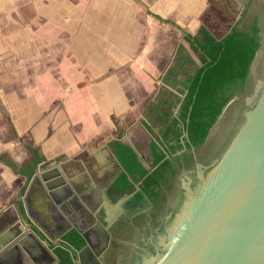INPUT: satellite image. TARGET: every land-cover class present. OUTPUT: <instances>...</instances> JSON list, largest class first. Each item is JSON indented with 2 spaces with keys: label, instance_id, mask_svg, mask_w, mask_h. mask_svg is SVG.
<instances>
[{
  "label": "crops",
  "instance_id": "1",
  "mask_svg": "<svg viewBox=\"0 0 264 264\" xmlns=\"http://www.w3.org/2000/svg\"><path fill=\"white\" fill-rule=\"evenodd\" d=\"M217 8L216 0H0L3 264L54 262L45 245L53 250L69 215H78L68 201L85 211L89 200L99 206L105 173L119 166L112 141L122 132L126 144L149 142L142 124L158 132L162 124L151 118L177 114L179 103H166L183 99L178 89L194 66L176 57L186 52L200 65L185 35L201 26L217 38L227 33L216 25L224 21ZM32 148L44 158L41 171L57 166L73 191L68 213L49 205L43 181L25 175ZM19 225L43 241L29 238L30 255L4 251Z\"/></svg>",
  "mask_w": 264,
  "mask_h": 264
},
{
  "label": "water",
  "instance_id": "2",
  "mask_svg": "<svg viewBox=\"0 0 264 264\" xmlns=\"http://www.w3.org/2000/svg\"><path fill=\"white\" fill-rule=\"evenodd\" d=\"M263 49L264 46L260 45L257 53H262ZM262 57L257 64L260 72L264 68ZM252 65L249 77L255 78ZM260 77L261 83L255 90L250 107L245 112L243 125L235 139L206 176L199 169L201 182L197 183V187L191 188L189 182H184L187 189L184 201L175 212L166 232L161 235L156 251L153 254H144L139 264H264V71ZM230 102L231 100L219 118ZM178 107L179 105L176 111ZM148 143L146 150L151 155ZM127 145L135 152L149 174L152 168L140 157L132 144ZM41 167L42 164L32 176L31 184L37 185L43 181L42 189L49 200V205L52 207L60 205L64 212L68 213L65 199H69L73 191L69 189L66 179L57 166L42 171ZM115 179L111 181V185ZM129 180L139 192V183L142 179L137 181L130 176ZM131 196L132 194H125L113 202L105 188L101 189L102 203L96 208V212L104 209L102 220L97 219L86 208L94 222L84 228L67 226L58 241H61L67 232L75 230L84 241V245L77 252V260L83 262L81 254L90 252L99 262V256L109 246L111 240L109 228L117 217L122 212L132 215L143 209V206H138L130 211L126 207V201ZM68 203L75 210H81L80 205L79 207L71 201ZM150 203L147 200L146 205ZM20 218L23 221V218ZM18 229L19 233L13 236L4 251H12L14 255L23 252L30 255L29 244L32 241L29 238L34 237L39 244L43 241L26 226L19 225ZM95 239L98 241L97 244L93 242ZM48 240L50 244L55 243L50 238ZM45 249L54 260L52 264L60 262L49 246L45 245ZM2 255L3 253H0V264H3Z\"/></svg>",
  "mask_w": 264,
  "mask_h": 264
},
{
  "label": "trees",
  "instance_id": "3",
  "mask_svg": "<svg viewBox=\"0 0 264 264\" xmlns=\"http://www.w3.org/2000/svg\"><path fill=\"white\" fill-rule=\"evenodd\" d=\"M247 5L231 29L221 38L214 36L204 26L194 36L185 35L184 39L200 65L186 52L176 57L179 63L189 62L194 66L178 89L180 95L185 94L184 98L180 100L176 96L166 103L169 107L179 103L177 114L171 116L169 112L162 113L161 117L154 118L164 122L158 132L147 124H142L151 138V156L147 157V163L152 171L147 174L135 152L124 142L125 134H120L112 141L111 146L122 171L111 185V192L116 195L131 192L133 184L129 177L133 176L134 180L142 179L139 183V197L145 196L155 203L175 173L174 165L179 157L176 152L203 144L227 103L243 91L261 45L257 15L249 23L241 24L247 13ZM172 68H169L168 76H174ZM31 151L33 155L26 164L30 168L29 173L25 174L28 180L44 160L36 149L32 148ZM187 156L190 157L191 154L188 153ZM5 162L14 172L24 174L25 170L17 169L11 161ZM82 245L84 241L75 230L67 232L57 245H52L53 252L62 260L58 264H74Z\"/></svg>",
  "mask_w": 264,
  "mask_h": 264
},
{
  "label": "flooded vegetation",
  "instance_id": "4",
  "mask_svg": "<svg viewBox=\"0 0 264 264\" xmlns=\"http://www.w3.org/2000/svg\"><path fill=\"white\" fill-rule=\"evenodd\" d=\"M255 1L256 0L251 1L249 5L250 10ZM251 11L253 14L251 18H253L254 15L258 17L262 43L264 0H259L257 8ZM262 45L263 44H261V46ZM262 56H264V49L261 53V57ZM263 58L264 57H262V60ZM263 71L264 68L261 72L258 68L255 78L248 77L243 91L231 99L229 106L223 112L221 118L215 123L208 139L205 140L203 144L198 147H192L189 150L182 149L176 152L179 157L174 165L175 173L168 184L164 186L162 195L155 203L151 202L150 205L147 206L145 204L147 198L145 196L139 197V192L136 191L134 185L133 190L129 193L116 195L114 192H111V181L122 171L120 166L116 165L112 171L108 170L105 173V186L102 189L105 188L113 202H116L125 194H132L126 201V207H128L130 211L138 206H143V209L132 215L122 212L117 217L109 228L111 240L107 249L99 256V262L94 258L92 253L86 252L81 254L83 262L76 260V264H139L144 254H153L156 251L160 243L161 235L166 232L175 212L184 201V194L187 190L184 187V182H189L191 188L197 187V183L199 181L201 182V180H199V169H201L203 175L206 176L207 173L212 170L215 163L221 160L222 155L235 139L239 129L243 125L245 112L249 109L255 90L261 83L260 76ZM144 152L146 151L144 150ZM188 153L191 154L190 157L187 156ZM144 155L146 158L144 160L147 162L148 156L146 154ZM149 156L151 155L149 154ZM99 201V205H101V190ZM97 207L99 206H94L92 200L87 202V209H89L97 219L102 220V212L104 209L101 208L100 212H96ZM87 209L86 213H81L80 210H77L78 215H74V217L69 215V219H71L72 222L68 221V226H80L84 228L88 224L93 223L92 215L87 212ZM93 242L94 244L98 243L96 239ZM61 261L62 260H60V262ZM51 263H53V261Z\"/></svg>",
  "mask_w": 264,
  "mask_h": 264
},
{
  "label": "rangeland",
  "instance_id": "5",
  "mask_svg": "<svg viewBox=\"0 0 264 264\" xmlns=\"http://www.w3.org/2000/svg\"><path fill=\"white\" fill-rule=\"evenodd\" d=\"M251 1L252 0H216V4H217V7H218L217 10H220V11H217V15L219 16V18L221 20H224V21H218L216 23V25H218V24L222 25L221 28H223L224 30H227L228 28H230L232 26V24L234 22H236V19L238 18V15L242 11H244V9H245L244 7L247 5V3H248V5H247V7H248L247 13H246L245 17L243 18V20L241 21V24L249 23L250 20L252 19L251 16L253 15L251 10L252 9H256L257 5L259 4V0H256L252 4V9L250 10L249 5H250ZM262 33H263L262 44L264 45V27L262 28ZM260 57H261V52H258L257 56H256V58H255V60L253 62V65H252V73H253L254 76L256 75V72H257L258 67H259L257 64H258V62L260 60ZM188 70H189V68H187V71ZM136 121H138V119ZM150 121H152L154 125H161V124H162V126L164 125L163 121H162V123H159L158 120H155V119H152V118L150 119ZM135 126H137V124ZM121 131H122V129H121ZM120 134L122 135V134H125V133L121 132ZM148 138L150 139L149 135H148ZM128 139H129V137L127 136V134H125L123 140L125 142H127ZM131 139L133 141L131 143L137 149L140 157H142L143 159H146L144 154L149 156V154H148V152L146 150L148 140L147 139H143V137H141V136H136L135 139L131 137ZM144 150L146 152H144ZM52 164L53 163H51V165ZM80 212L81 213H86V211L84 209H81ZM72 217H74V215H72Z\"/></svg>",
  "mask_w": 264,
  "mask_h": 264
}]
</instances>
